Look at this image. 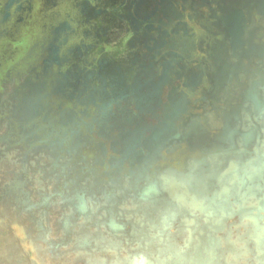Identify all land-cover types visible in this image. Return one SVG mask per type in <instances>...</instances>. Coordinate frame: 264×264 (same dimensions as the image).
Segmentation results:
<instances>
[{"label": "rangeland", "instance_id": "obj_1", "mask_svg": "<svg viewBox=\"0 0 264 264\" xmlns=\"http://www.w3.org/2000/svg\"><path fill=\"white\" fill-rule=\"evenodd\" d=\"M0 264H264V0H0Z\"/></svg>", "mask_w": 264, "mask_h": 264}]
</instances>
